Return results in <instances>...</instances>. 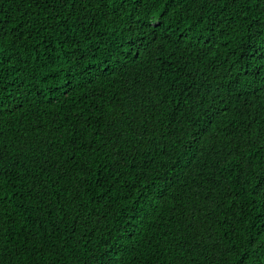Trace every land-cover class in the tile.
Instances as JSON below:
<instances>
[{
	"label": "trees",
	"instance_id": "trees-1",
	"mask_svg": "<svg viewBox=\"0 0 264 264\" xmlns=\"http://www.w3.org/2000/svg\"><path fill=\"white\" fill-rule=\"evenodd\" d=\"M264 0H0V264H264Z\"/></svg>",
	"mask_w": 264,
	"mask_h": 264
},
{
	"label": "snow or ice",
	"instance_id": "snow-or-ice-1",
	"mask_svg": "<svg viewBox=\"0 0 264 264\" xmlns=\"http://www.w3.org/2000/svg\"><path fill=\"white\" fill-rule=\"evenodd\" d=\"M261 192H264V185L261 186Z\"/></svg>",
	"mask_w": 264,
	"mask_h": 264
}]
</instances>
